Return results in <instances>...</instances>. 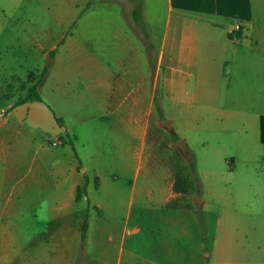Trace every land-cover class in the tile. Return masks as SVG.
Segmentation results:
<instances>
[{"label": "crops", "instance_id": "1", "mask_svg": "<svg viewBox=\"0 0 264 264\" xmlns=\"http://www.w3.org/2000/svg\"><path fill=\"white\" fill-rule=\"evenodd\" d=\"M90 2L53 1L61 5L60 12L41 18L33 12L24 13V0H0V5H16L15 14L14 9L9 12L14 18L6 29L1 21L5 11L0 9V35L11 29L21 53H39L40 37L49 38V55L56 51L39 87L43 102L13 108L6 119H0V130L15 124L22 133L41 135L46 150L51 148L46 139L59 140L63 150L74 153L76 172L96 176L100 191L105 174L111 175L117 194L120 181H131L127 214L121 221L115 214L118 200L109 207L112 215L97 204L107 217V222H98L101 228L106 227L103 234L101 229L93 236L89 223L84 264H104L101 251L89 255L92 240L97 249L99 240L109 246L118 243L122 253L128 244L131 264H193L205 250L201 244L203 226L198 210L170 207L178 197L175 177L169 166L158 160L151 141L155 97L160 88L164 118H169L166 120L172 122L175 132L183 133L188 123L183 118L193 116L205 101L222 99L237 84L239 72H257L262 88L264 0H140L150 34L148 43L135 30L131 0H94L78 19ZM97 3L102 6L94 12ZM75 22L72 35L66 37ZM232 24L241 25L238 41L227 35ZM149 45L153 48L150 57ZM257 116L260 139L264 112ZM46 123L51 124L50 130L43 129ZM87 161L93 164L90 171ZM223 162L237 177L241 162L226 156ZM242 164L246 171L240 190L244 205L240 237L245 255L251 244L264 247V159ZM79 186L81 182L75 186L74 202ZM201 200L198 206L202 208L206 200ZM211 237L215 243V235ZM80 243L79 235L77 252L67 253L60 262L53 255L47 262L33 264H75ZM16 256V264H24L18 260L19 251Z\"/></svg>", "mask_w": 264, "mask_h": 264}, {"label": "rangeland", "instance_id": "2", "mask_svg": "<svg viewBox=\"0 0 264 264\" xmlns=\"http://www.w3.org/2000/svg\"><path fill=\"white\" fill-rule=\"evenodd\" d=\"M24 1L27 4L24 13L33 12L41 18L58 14L61 8L60 4H53L58 0H35L36 4L32 0ZM101 6L102 3H97L93 11L97 12ZM15 7L0 5V9L5 11L1 19L3 29L14 18L9 12L14 9V15ZM123 7L127 11V6ZM74 27L67 31L66 37L72 35ZM12 34V30L7 29L0 35L2 120L36 83L50 50L49 38L40 37L39 53L33 56L21 53ZM11 44L13 46L8 47ZM244 73L237 74V84L222 99L205 101L202 107L194 110L193 116L184 117L188 122L185 132L167 131L160 125L163 120L157 112L152 120L151 141L155 142L158 160L166 163L165 167L168 165L175 177L178 197L170 207L198 210L201 218V244L205 250L193 264H264V247L251 244V250L248 249L244 255L240 237V209L244 208L240 190L246 171L242 163L249 159H264L257 116L264 112V85L261 88L257 72L249 70L246 75ZM43 129L50 130L51 124H44ZM179 140L186 141L187 155L174 148ZM42 141L41 135L22 133L15 124L0 130V264H16V251H19L18 260L24 264L47 262L53 255L60 262L67 253L77 252L80 229L87 212L93 236L98 230L102 229V234L105 231L106 226L101 228L98 220L107 222L99 205L112 215L109 207L118 200L114 205L118 206L116 217L121 221L127 214L131 181H120L121 189L117 194L111 175L105 174L100 191V181L96 176L89 178L76 172L78 162L70 149L63 150V143L59 140L46 139L51 147L46 150L41 146ZM55 142L59 147L54 145ZM223 156L236 157L241 162L237 177L224 164ZM192 159L196 162L199 181L195 180L189 168ZM85 165L88 171L93 167L88 161ZM79 182L80 197L78 202H74L73 193ZM203 198L206 203L201 208L196 199ZM262 223L264 226V215ZM211 235H215V243ZM98 244L97 249L92 240L89 255L101 251L105 254L104 264H117L119 257L121 264H131L128 244L123 247V253L118 243L109 246L99 240ZM247 257L248 260L245 259Z\"/></svg>", "mask_w": 264, "mask_h": 264}, {"label": "trees", "instance_id": "3", "mask_svg": "<svg viewBox=\"0 0 264 264\" xmlns=\"http://www.w3.org/2000/svg\"><path fill=\"white\" fill-rule=\"evenodd\" d=\"M93 1L94 0H91V2L89 4H87V6L82 10L78 19H80L82 17V15L90 8ZM131 1L135 4V7L132 10V16H133V22H134L135 30L143 38L145 43H148L150 41V34H149L148 27L142 18V4H141L140 0H131ZM75 24H76V22L73 24L72 27H74ZM152 50H153L152 46L149 45L147 47V52L149 54V57H150V53L152 52ZM55 54H56V51H53L50 53L49 60L46 64V66L44 67V69L42 70L41 74L39 75L36 83L28 90L27 95L23 99L19 100L13 106V108H15L17 106L24 105V104L29 103V102H39V103L43 102L42 98L39 94V87L44 82V80L46 79V76L48 75V72L50 70V66L53 62ZM162 100H163V96H162L160 88H159V90L157 91V96L155 97L154 105H155V109H156L158 115L161 117L162 120H164V114H163L162 105H161ZM57 122L60 123L59 120H57ZM260 140H261L262 145H264V116L260 117ZM77 159H78V157H77ZM80 166H81V164H79V167H78L79 170H80ZM189 168H190L195 180L199 181V178L197 176V170H196V162L194 161V159H192L191 162L189 163ZM85 186H86V183H85ZM174 189H175V187H174ZM175 191H176V189H175ZM80 192H81V189L78 188L77 197H76L77 202L79 201ZM88 231H89V213H86V215L84 216L82 225H81L80 251H79V256H78L75 264H84L85 263V253H86Z\"/></svg>", "mask_w": 264, "mask_h": 264}, {"label": "water", "instance_id": "4", "mask_svg": "<svg viewBox=\"0 0 264 264\" xmlns=\"http://www.w3.org/2000/svg\"><path fill=\"white\" fill-rule=\"evenodd\" d=\"M161 126L164 127L167 131L172 132L173 131V125L172 122L169 120H165L161 122ZM174 148L177 149L182 155H187V143L185 140H179L174 144ZM203 201L196 199V204L201 205Z\"/></svg>", "mask_w": 264, "mask_h": 264}, {"label": "built area", "instance_id": "5", "mask_svg": "<svg viewBox=\"0 0 264 264\" xmlns=\"http://www.w3.org/2000/svg\"><path fill=\"white\" fill-rule=\"evenodd\" d=\"M241 25L240 24H232L227 29V35L231 38L233 41H238V34L241 31ZM57 142L54 143L55 146H57Z\"/></svg>", "mask_w": 264, "mask_h": 264}]
</instances>
